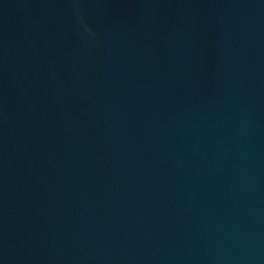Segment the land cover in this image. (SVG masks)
Instances as JSON below:
<instances>
[{"label": "water", "instance_id": "95a60500", "mask_svg": "<svg viewBox=\"0 0 264 264\" xmlns=\"http://www.w3.org/2000/svg\"><path fill=\"white\" fill-rule=\"evenodd\" d=\"M0 264H264V0H0Z\"/></svg>", "mask_w": 264, "mask_h": 264}]
</instances>
